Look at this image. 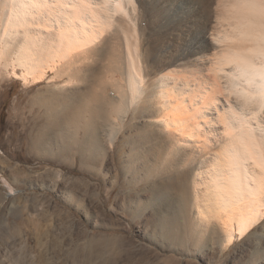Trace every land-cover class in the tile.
Returning a JSON list of instances; mask_svg holds the SVG:
<instances>
[{"label":"bare ground","instance_id":"6f19581e","mask_svg":"<svg viewBox=\"0 0 264 264\" xmlns=\"http://www.w3.org/2000/svg\"><path fill=\"white\" fill-rule=\"evenodd\" d=\"M159 1L0 0V74L47 79L28 101L32 149L44 125L90 151L70 125L113 143L147 122L176 191L229 244L264 215V0ZM178 18L179 45L151 44Z\"/></svg>","mask_w":264,"mask_h":264},{"label":"rangeland","instance_id":"374dc122","mask_svg":"<svg viewBox=\"0 0 264 264\" xmlns=\"http://www.w3.org/2000/svg\"><path fill=\"white\" fill-rule=\"evenodd\" d=\"M174 22L151 44L179 45L189 28ZM46 82L27 88L0 74V264H264V215L227 244L221 224L177 192L147 122L130 121L113 143L70 125L90 151L44 125L32 149L28 101Z\"/></svg>","mask_w":264,"mask_h":264}]
</instances>
